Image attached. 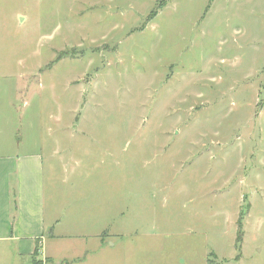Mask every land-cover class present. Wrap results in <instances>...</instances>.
<instances>
[{"label": "rangeland", "instance_id": "obj_1", "mask_svg": "<svg viewBox=\"0 0 264 264\" xmlns=\"http://www.w3.org/2000/svg\"><path fill=\"white\" fill-rule=\"evenodd\" d=\"M29 151L55 261L0 264H264V0H0V155Z\"/></svg>", "mask_w": 264, "mask_h": 264}, {"label": "crops", "instance_id": "obj_2", "mask_svg": "<svg viewBox=\"0 0 264 264\" xmlns=\"http://www.w3.org/2000/svg\"><path fill=\"white\" fill-rule=\"evenodd\" d=\"M45 171L40 151L0 155V244L13 245L16 257L31 260L35 241L40 240L39 257L55 261L45 257L44 243L59 224L61 208L46 213ZM74 260L63 259L60 264Z\"/></svg>", "mask_w": 264, "mask_h": 264}, {"label": "trees", "instance_id": "obj_3", "mask_svg": "<svg viewBox=\"0 0 264 264\" xmlns=\"http://www.w3.org/2000/svg\"><path fill=\"white\" fill-rule=\"evenodd\" d=\"M39 243H40V240H36L35 241L36 247H35V251H34L31 259L34 258V257H37L38 258V256L40 255L41 245Z\"/></svg>", "mask_w": 264, "mask_h": 264}]
</instances>
